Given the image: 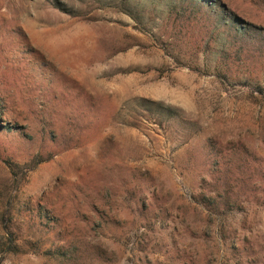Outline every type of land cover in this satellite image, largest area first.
Here are the masks:
<instances>
[{"label": "rangeland", "instance_id": "1", "mask_svg": "<svg viewBox=\"0 0 264 264\" xmlns=\"http://www.w3.org/2000/svg\"><path fill=\"white\" fill-rule=\"evenodd\" d=\"M0 264H264V0H0Z\"/></svg>", "mask_w": 264, "mask_h": 264}]
</instances>
